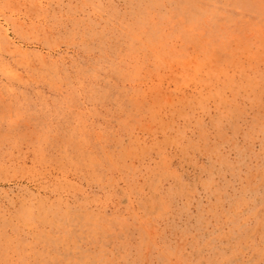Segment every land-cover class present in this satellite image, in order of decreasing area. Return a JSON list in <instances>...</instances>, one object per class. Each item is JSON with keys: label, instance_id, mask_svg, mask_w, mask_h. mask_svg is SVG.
<instances>
[{"label": "rangeland", "instance_id": "1", "mask_svg": "<svg viewBox=\"0 0 264 264\" xmlns=\"http://www.w3.org/2000/svg\"><path fill=\"white\" fill-rule=\"evenodd\" d=\"M0 264H264V0H0Z\"/></svg>", "mask_w": 264, "mask_h": 264}]
</instances>
